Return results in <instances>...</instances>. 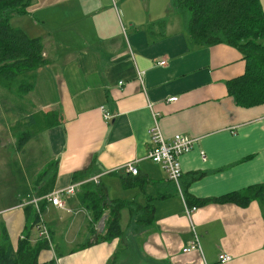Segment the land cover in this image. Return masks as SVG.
Instances as JSON below:
<instances>
[{
    "label": "crops",
    "instance_id": "obj_1",
    "mask_svg": "<svg viewBox=\"0 0 264 264\" xmlns=\"http://www.w3.org/2000/svg\"><path fill=\"white\" fill-rule=\"evenodd\" d=\"M261 4L264 9V0ZM171 5L172 0H35L23 15L38 29L33 38L42 39L49 62L33 91L42 72L55 68L62 95L48 100V90L40 91L35 112L59 119L45 131L49 159L28 183V196L38 198L46 190L52 174L36 181L55 162L53 192L77 190L63 195L65 210L40 203H46L43 214L53 234L41 264H107L119 247L118 239L94 243L105 232L107 214L95 235L81 203L88 182L105 187L110 200L154 207L155 222L141 234L136 219L123 210L134 264H264V204L212 201L264 184V105L237 106L227 84L244 75L243 54L226 44L193 46ZM105 113L112 119L106 121ZM28 116L18 112L11 123ZM156 123L166 139L180 134L195 140L180 158L181 190L147 159ZM127 164L138 167L144 186L125 187V179L135 177L126 172ZM199 200L206 203L195 205ZM21 203L0 207L15 249L27 227ZM187 207H197L191 219ZM194 230L201 248L184 252L195 240ZM37 236L33 230L32 243ZM88 243L94 244L81 248ZM221 254L232 260L221 263Z\"/></svg>",
    "mask_w": 264,
    "mask_h": 264
},
{
    "label": "trees",
    "instance_id": "obj_2",
    "mask_svg": "<svg viewBox=\"0 0 264 264\" xmlns=\"http://www.w3.org/2000/svg\"><path fill=\"white\" fill-rule=\"evenodd\" d=\"M34 1L0 0V88L17 97H24L35 89L39 70L49 63L44 56L42 39L31 38L24 30L11 25L12 18L26 15ZM171 9L183 18L193 46L226 44L237 48L243 54L246 61L245 73L228 82L229 95L242 108L264 105V10L261 0H172ZM56 115L37 112L13 124L11 130L13 138L17 140V149L23 151L33 135L57 125L59 116ZM56 165V162L51 164L36 181L39 185L52 174L46 183V190L40 191L36 197L42 198L53 192ZM146 183L147 180L139 175L133 179H125L126 188L134 185L142 187ZM81 192V203L91 215L90 230L95 235V226L107 214L105 232L97 236L94 243H111L117 239L121 241L107 264H125L126 261L134 264L135 245L121 225L123 210L130 211L131 216L136 219V233L141 234L149 231L155 222L154 207L110 200L107 189L94 182L83 185ZM254 200L264 204V184L212 201L246 207ZM204 203L206 200H199L195 205ZM45 205H40L42 211ZM23 208L27 227L25 238L19 241L16 249L5 224L0 222V264H41V252L51 248L50 242L44 238L32 243L31 235L35 231L38 215L32 204ZM50 234L52 238L51 230ZM94 243H88L81 248L90 247Z\"/></svg>",
    "mask_w": 264,
    "mask_h": 264
},
{
    "label": "rangeland",
    "instance_id": "obj_3",
    "mask_svg": "<svg viewBox=\"0 0 264 264\" xmlns=\"http://www.w3.org/2000/svg\"><path fill=\"white\" fill-rule=\"evenodd\" d=\"M181 20L183 19L181 18ZM11 25L15 28L26 29L31 38L39 36V33L35 31L38 29L26 17L14 16ZM59 76V70L55 68L47 69V72H42L36 90L24 97H17L10 94L7 90L0 88V207L11 205L16 200L27 203L32 199L28 196L30 192L29 189L27 190L28 183L30 181L34 182V178L38 176L39 170L44 169L43 166L49 159L47 141L45 145L48 133L41 132L38 135H33L32 140L26 148L19 152L17 140L12 135L11 126L13 124L11 121L18 112L27 115L37 113L35 111L38 110L35 107H38L40 96L43 95L40 93L42 89L44 91L48 90L45 94L48 100H56L59 94L62 96ZM23 191L26 192L22 194ZM80 241L82 240L78 242Z\"/></svg>",
    "mask_w": 264,
    "mask_h": 264
},
{
    "label": "built area",
    "instance_id": "obj_4",
    "mask_svg": "<svg viewBox=\"0 0 264 264\" xmlns=\"http://www.w3.org/2000/svg\"><path fill=\"white\" fill-rule=\"evenodd\" d=\"M166 63H161L164 66ZM139 78L142 80L144 78V74H139ZM176 98H172L170 102H175ZM105 120L109 121L111 115L105 113L104 115ZM151 136V147L147 155V159L153 162L154 164L160 165L163 167L165 172L167 173L169 181L174 183V185L181 190L180 183L183 177V171L181 168L180 158L186 153H189L195 144V140L185 136V135H176L172 139H166L159 127L156 123ZM205 159L206 156H203ZM126 172L132 176H138L139 170L138 167L134 164H127ZM97 182V178L94 179ZM76 186L69 187L66 191H56L52 192L51 194L44 196L42 198H32L27 203L23 204L21 207L25 205L32 204L35 206L37 215H38V222L35 226V231L37 233V238L39 239H46L50 242L52 246L51 234L49 228L47 226L46 220L44 218L43 211L40 207V202L45 201L51 206H54L58 209L65 210L66 209V202L63 201V195H74L76 193ZM197 210V207L193 208H186L187 217L191 219V215L193 212ZM3 213H0V222L2 219ZM195 233V240L192 245L184 250V252H191L194 250L200 249L199 244V236ZM232 260V257L227 254L220 255V262L221 263H228Z\"/></svg>",
    "mask_w": 264,
    "mask_h": 264
}]
</instances>
